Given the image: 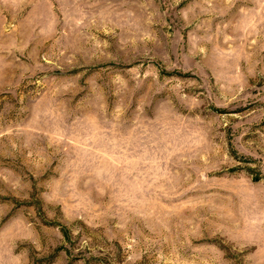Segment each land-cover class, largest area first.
Returning <instances> with one entry per match:
<instances>
[{"label": "rangeland", "instance_id": "obj_1", "mask_svg": "<svg viewBox=\"0 0 264 264\" xmlns=\"http://www.w3.org/2000/svg\"><path fill=\"white\" fill-rule=\"evenodd\" d=\"M0 264H264V0H0Z\"/></svg>", "mask_w": 264, "mask_h": 264}]
</instances>
